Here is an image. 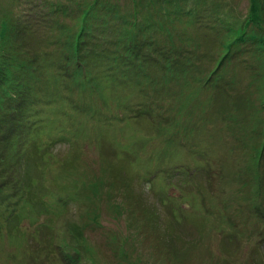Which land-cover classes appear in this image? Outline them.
I'll use <instances>...</instances> for the list:
<instances>
[{
    "label": "rangeland",
    "instance_id": "1",
    "mask_svg": "<svg viewBox=\"0 0 264 264\" xmlns=\"http://www.w3.org/2000/svg\"><path fill=\"white\" fill-rule=\"evenodd\" d=\"M0 264H264V0H0Z\"/></svg>",
    "mask_w": 264,
    "mask_h": 264
}]
</instances>
